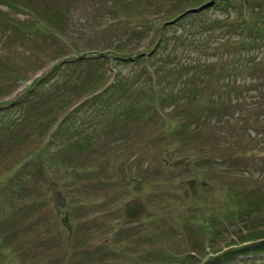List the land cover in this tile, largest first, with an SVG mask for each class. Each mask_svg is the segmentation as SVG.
I'll list each match as a JSON object with an SVG mask.
<instances>
[{
	"label": "rangeland",
	"instance_id": "374dc122",
	"mask_svg": "<svg viewBox=\"0 0 264 264\" xmlns=\"http://www.w3.org/2000/svg\"><path fill=\"white\" fill-rule=\"evenodd\" d=\"M203 1L0 0V264H202L251 243L235 240L264 218L263 28L236 47L238 0L187 8Z\"/></svg>",
	"mask_w": 264,
	"mask_h": 264
},
{
	"label": "trees",
	"instance_id": "16d2710c",
	"mask_svg": "<svg viewBox=\"0 0 264 264\" xmlns=\"http://www.w3.org/2000/svg\"><path fill=\"white\" fill-rule=\"evenodd\" d=\"M184 1H190V2H194L193 0H184ZM207 0L203 1L202 3H199V4H196V3H193V4H189L188 5V9L190 10L191 7H197L198 9H200L204 2H206ZM227 0H217L216 2H225ZM238 2L240 3V16L238 20H227L225 21V24L224 25H234V27L236 28L237 25H240L241 23V27H240V32L238 31L237 34H236V39L234 40V44L236 45V47L238 46H245L247 43L249 42H253V41H247L246 37L248 39H254V33H256V30L259 29V28H263L261 31H263L262 34H259V35H264V26L261 25L260 27H254L252 25H247L245 23H247V21H250V18L253 17V18H257L259 20H261V22L263 23L264 22V15L262 14H255V12L257 11H260V12H263L262 11V8L261 6L262 5V2H257V0H238ZM256 3L257 2V5L255 6L252 5V3ZM202 4V5H201ZM194 5V6H193ZM194 12H188L187 14L189 16H194V14H197L198 13V16L201 14V10H198L196 11L194 14ZM250 14H251V17H250ZM178 20H176V24L181 26L182 27V30L179 32V35L181 37H183V40L184 41L183 43L185 44V49L186 50V45L187 44H190L191 42V39H192V35H193V32L191 33V28L190 30H188L189 28L187 27V25H185L183 23V19L182 18H177ZM201 20H204L203 18H201ZM231 21V22H229ZM214 23V22H212ZM162 26V25H161ZM238 28V27H237ZM147 31V30H146ZM201 32H199L200 34ZM255 37L257 38V36L255 35ZM181 41V42H182ZM190 42V43H189ZM182 43V44H183ZM222 44L227 48H229L230 46L232 47V44L228 41V40H224V42H222ZM107 49L106 50V53H108V55L111 56V54L109 53V50L108 48H105ZM226 53L223 54L224 55V58L225 59H228L229 62L232 61V59L234 58L235 61L237 60L238 62L242 60V56L240 57V54H238V48L236 50V54L234 53V55L232 56V52L231 51H228L225 50ZM86 54H84L82 57L80 56H73L72 58L68 59V63L72 64L73 66L77 63V62H81V61H85V60H91V59H94V58H97V57H101L103 59V57L101 55H96V56H93L92 54L93 53H90V52H85ZM90 54V55H89ZM89 55V56H88ZM118 56H116L115 58L116 59H121V60H127V58H130L135 61V63L137 64V58L140 56V54H136V53H129L128 52V49L127 48H121L118 52ZM141 55L143 57V52H141ZM148 58H144L143 57V61L146 62ZM251 79H254V81H258V80H261L263 79L262 77L261 78H255L254 76H251L250 77V81ZM118 86V83H115V82H112V83H109L108 86L106 88H104V90L102 89L101 91L97 92V93H91L90 95L88 94V92L90 91L89 89H85V87L83 89H81V91L79 92V94L76 96V100H80L82 99L83 96H87L86 98L84 97L83 98V101L84 100H87V101H104L105 99H107L108 97V94H107V91L111 90L112 88L114 87H117ZM75 101V100H73ZM73 101H70V102H73ZM69 102V101H68ZM67 102V103H68ZM69 102V103H70ZM66 103V105H68ZM80 105L76 106L75 107V110H78L80 109L79 107ZM74 112V108L71 110V112ZM70 112V113H71ZM69 114L66 115V117L68 116ZM242 213L244 215V218H242ZM246 217V212H243V210L241 211H236L235 213V225H237L236 222H239L240 219L241 221H244L243 219H245ZM262 224L261 225H258L259 226V229L256 228V230L254 229L253 230V233H255L254 235H250L251 234V231L250 229H245V232L244 234L247 235L246 237L244 238H238V240H235V242H242L243 239L244 240H251V243L249 244H246V245H239L237 248H234L230 251H226V252H223L222 254L220 255H217V256H214V258L212 259H206L202 262V264H229L231 261L234 262H246V261H249L251 264H264V239L263 240H258V241H254L255 239H259L261 237V235H264V232H259V230H261L262 228L264 229V218L262 219ZM224 225V229L227 230L228 229V223L226 221H224L223 223ZM260 233V234H258ZM238 234V233H237ZM242 233L238 234L239 236H242L241 235ZM227 238L230 237L228 240L230 241V244H232V235L231 233L227 234L226 235ZM233 237H235L233 235ZM211 250H214V249H211ZM184 257L183 259H190V258H195L194 256V253L192 250L190 249H186L184 252ZM181 264V262H180ZM191 264V263H190Z\"/></svg>",
	"mask_w": 264,
	"mask_h": 264
},
{
	"label": "water",
	"instance_id": "95a60500",
	"mask_svg": "<svg viewBox=\"0 0 264 264\" xmlns=\"http://www.w3.org/2000/svg\"><path fill=\"white\" fill-rule=\"evenodd\" d=\"M145 210V204L135 197L128 198L122 203V214L125 219L140 218Z\"/></svg>",
	"mask_w": 264,
	"mask_h": 264
}]
</instances>
